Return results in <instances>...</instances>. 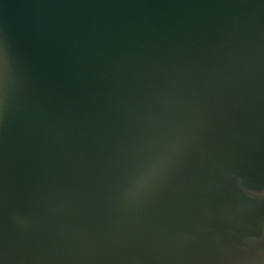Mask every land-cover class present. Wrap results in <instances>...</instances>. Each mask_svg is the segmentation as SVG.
Here are the masks:
<instances>
[{"label": "water", "instance_id": "water-1", "mask_svg": "<svg viewBox=\"0 0 264 264\" xmlns=\"http://www.w3.org/2000/svg\"><path fill=\"white\" fill-rule=\"evenodd\" d=\"M0 264H264V0H0Z\"/></svg>", "mask_w": 264, "mask_h": 264}]
</instances>
